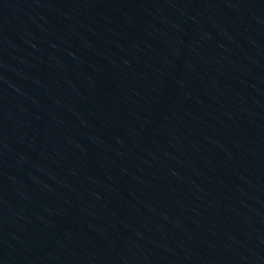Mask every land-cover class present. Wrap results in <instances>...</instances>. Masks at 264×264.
Masks as SVG:
<instances>
[{"label": "water", "instance_id": "obj_1", "mask_svg": "<svg viewBox=\"0 0 264 264\" xmlns=\"http://www.w3.org/2000/svg\"><path fill=\"white\" fill-rule=\"evenodd\" d=\"M0 264H264V0H0Z\"/></svg>", "mask_w": 264, "mask_h": 264}]
</instances>
